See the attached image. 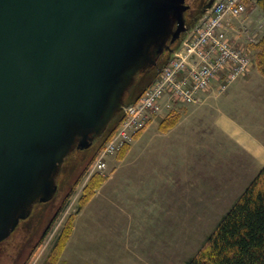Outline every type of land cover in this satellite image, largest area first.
Returning <instances> with one entry per match:
<instances>
[{"label":"water","instance_id":"obj_1","mask_svg":"<svg viewBox=\"0 0 264 264\" xmlns=\"http://www.w3.org/2000/svg\"><path fill=\"white\" fill-rule=\"evenodd\" d=\"M186 0H0V242L53 199L136 76L186 30Z\"/></svg>","mask_w":264,"mask_h":264},{"label":"rangeland","instance_id":"obj_2","mask_svg":"<svg viewBox=\"0 0 264 264\" xmlns=\"http://www.w3.org/2000/svg\"><path fill=\"white\" fill-rule=\"evenodd\" d=\"M242 1L245 4V10L242 14L235 16L230 13L228 8H225L218 17L219 23L211 22L202 34L205 35L206 32L211 31L214 25L221 30L225 27L226 36L231 44L236 48H241L250 56L251 64L247 73L236 78L222 92L217 91L220 76L216 75L212 79V87L200 92V99L197 102L177 99L172 96L171 89L167 93L163 92L159 96L160 107L142 118L144 127L133 132L129 139L124 138L126 141L120 142L119 145L114 144L112 140L116 138L122 140L121 131L123 132L124 129H121L120 132L116 130L113 133L114 136H111L112 143L107 145L106 153L100 154L99 159H96L97 162H94L96 160L92 159L105 135L111 131L112 127L115 128L119 116L123 115L121 110L90 148L82 151L76 149L65 159L57 176L58 190L53 199L36 203L31 215L21 220L8 239L0 242V264H22L23 262V264L73 263H68V260H75L76 262L77 259L74 257L79 248L71 242V235L76 220L86 219L88 211L94 217L99 215L96 212H101L100 214H103L104 219L109 212V215L116 214L122 219L128 218L129 222H133V224L129 227L131 229L127 231L132 230L133 232L138 228L141 234V242L137 247L139 253L137 259L135 256L131 257L132 260L128 262L129 264H186L198 252L225 212L233 205L238 195L242 193L256 174L248 181L244 179L247 177L246 175L237 176L238 171L234 173V176L227 179H223L226 173H223L222 177L219 178L221 176L219 173L222 171L217 162H220V158L216 153L212 154L213 156L202 155L205 150L195 148L196 139L193 134V125L185 128L186 135L183 137L171 135L168 138V134L182 115L176 114L177 111H193L195 104L202 103L204 95L213 93L215 96L223 98L229 87L241 79L250 78L253 73H256V77H264L258 64L264 37V10L258 0ZM188 3L197 8L196 11H193L194 13L191 11L185 14L186 23L192 25L197 21L208 1L188 0ZM204 40L200 37L199 46H202L201 42ZM208 47L201 51L196 46L191 52L183 55L182 63L178 65L176 72L166 76V82L176 84L178 75L183 72L187 73L191 68L199 66L203 62L201 52L210 53L211 45L210 48ZM178 48L179 43L173 44L170 51H166L160 58L157 68H153L148 74L140 75L137 78L125 96L124 103H132L133 100L141 96L142 92L151 85L152 80L157 75L158 68L170 60V54ZM255 80L257 83L259 82L257 79ZM257 83H255L256 86ZM260 90L263 97L258 94L260 101L257 105L260 108V114L257 116L252 115L254 101L250 100V96L255 97L256 95L253 93L251 95L249 93L244 94L240 100L223 101L226 98L224 97L222 100L219 99L217 103L219 102L220 105L231 111L233 117L245 123L250 129L256 127L264 135V82H261L253 92L259 93ZM151 125L155 126L158 131L151 132L150 138L146 136L149 139L142 138L139 141L142 144L137 149L131 150L136 139L141 137L144 132L152 130L149 129ZM165 133H167V138H163ZM215 149L216 152L219 150L218 148ZM229 152L231 150L224 147L221 159H225ZM147 156L163 158L165 163L171 162L174 164L170 165L171 168L174 166L177 172L170 170V178L164 176L162 177L165 178L163 181L155 180L156 182L154 181L152 184L133 181L132 179H139L136 177L129 180L125 179L126 175L129 178L132 177L130 173L135 171L136 164L145 162L142 158H147ZM123 157L128 160L124 164L121 163ZM135 157L137 158L132 161V158ZM139 158L141 160L136 161ZM101 159L102 162L99 164ZM104 162L106 165L102 166ZM132 162L135 165H131ZM248 166L245 165L246 171ZM253 171L252 168L250 175L254 174ZM122 172H126L124 179H122L123 176H120ZM99 173L104 178L102 184L105 185L101 184L102 186L100 185L89 197L88 194L86 195L88 189H86V185L92 175H99ZM175 176L178 178L174 179ZM147 184L152 191L148 192L145 187ZM125 205L136 207L137 211H122V207ZM87 207L88 209H86ZM112 207H118V209L112 210ZM107 209L110 211L107 212ZM93 238L87 242L89 247L86 257L90 256V264H105L104 261H98L94 257L101 256L99 245H106L107 254L118 252L119 246L115 240H120L116 237H108L112 240L97 236H93ZM79 263L82 264V261Z\"/></svg>","mask_w":264,"mask_h":264},{"label":"crops","instance_id":"obj_3","mask_svg":"<svg viewBox=\"0 0 264 264\" xmlns=\"http://www.w3.org/2000/svg\"><path fill=\"white\" fill-rule=\"evenodd\" d=\"M253 75L250 78L241 79L234 83L231 87H229L228 92L225 94V96H223V98L226 97L223 101L240 100L242 96L247 93H249L250 95L251 93L256 94L255 97L250 96V100L254 101L252 105L254 110L252 112V115L257 116L260 114V108L257 105L258 101H260L258 94L263 97V93L261 92V90L259 91V93H254L253 91L256 90L261 82H264V77H256V73H253ZM255 79H257L259 82L257 83ZM255 83H257V86ZM223 98H221V96H215V94L213 93L210 95H204L202 103L197 105L195 104L193 111H177L176 114L182 115H180L179 120L174 128L169 131L170 133L168 134V138L171 135H176V137L179 135L182 137L185 136V128H189V126L193 125V134L194 138L196 139L195 148L197 150L199 148L205 150L202 155L211 156L212 154L216 153V155H218L220 158V162H217L219 164V169L222 171L219 173L221 175L219 176V178L222 177L223 173H226V176L223 179H227L231 176H234V173L238 171L239 173L237 174V176L246 175L247 177H244V179L248 181L254 177L253 175L256 174L257 176L261 169L264 167V135L260 133L262 131H260V129L256 127H252V129H250L245 123L233 117L231 115V111H228V109H226L223 105H220L219 102L217 103L219 99L222 100ZM149 129L152 130H149L146 133L144 132L141 137L134 141L131 150L137 149L138 146L142 144V142H139L142 138H146V136H149L150 138V135H152L151 132L155 133V130H157L155 126L152 125L149 127ZM165 134L163 135V138H167V133ZM149 138L147 137L146 139ZM233 145H235L236 147ZM222 146L231 150V152L228 153V156L225 157V159H221V155L223 156L224 153V147ZM215 148H218L219 150L216 152ZM196 154H199V152H196ZM125 158L126 157H123L121 159L122 164L128 161ZM136 158L137 157L132 158V161H134ZM140 160L141 158L137 159L136 161ZM142 160H145V162L137 163L139 164V166H137L136 164L135 171L130 173L132 177L129 178L126 175L125 179L129 180L136 177L139 179L132 180L140 181L143 183L149 182L148 184H152L155 180L163 181L165 178L162 177L164 176H166V178H170V170L177 172L174 166L173 168H171L170 166L174 164H172L171 162L165 163L163 158L147 156V158H142ZM209 163L214 164L212 162ZM131 165H135V163L133 164L132 162ZM245 165H249L247 171L245 170ZM252 168L254 169V174L250 175L252 173ZM122 173H120V176H123L122 179H124V175L126 174V172ZM177 178L178 177L175 176L174 179ZM148 184L145 187L148 192H150L152 191V189L150 186H148ZM102 185L104 186L105 184ZM244 190L242 191V193L244 192ZM242 193L238 195L236 200ZM86 209H88V207ZM115 209H118V207H112V210ZM106 211L108 212L110 210L107 209ZM122 211L135 212L137 211V209L136 207L125 205L124 207H122ZM94 212H96V210H94ZM96 213L99 215H96V217H94V215H91L88 211V217H86V219L84 218L82 220H76L74 224V230L71 235V242H73L74 245H77L76 247H78L81 251L78 250L76 256L74 257L77 259L76 262L75 260H68V263L73 262L72 264H80L79 262L82 261V264H90V256L86 257L88 255L87 249L89 247L87 242L94 239L93 236H97L106 240H112L108 239V237H116L120 240H115V242L119 246L118 252L115 253L111 252L107 254L106 245H99V254H101V256H94L98 261H104L105 264H107V262H109V264H129L128 262L132 260L131 257L135 256L136 258L139 253L137 251L139 248L137 247L141 242V234L138 231V228L133 232L132 230L127 231L128 229H131L129 227L131 226V224H133V222H129L128 218L122 219L119 215L116 214L109 215V212V214H106L104 219L103 214H100L101 212ZM111 220L115 222H112ZM110 254L113 256L111 257Z\"/></svg>","mask_w":264,"mask_h":264},{"label":"built area","instance_id":"obj_4","mask_svg":"<svg viewBox=\"0 0 264 264\" xmlns=\"http://www.w3.org/2000/svg\"><path fill=\"white\" fill-rule=\"evenodd\" d=\"M225 8H228L231 14L238 16L245 10V4L242 0H216L206 7L196 23L184 33L179 48L174 51L170 61L164 66L158 77L135 102L124 107L123 118L116 129L119 132L121 129H124V133L121 131L123 138L122 140L113 139L114 144L119 145L120 142L123 143L126 141L124 138L129 139L133 132L144 127V120L142 118L160 107L158 101L159 96L163 92L167 93L171 89L172 96L175 98L186 102H197L200 99V92L212 87V79L216 75L220 76L217 91L222 92L236 78L247 73L251 64L250 56L241 48H236L231 44L229 38L226 36L225 27L221 30L214 25L211 31L206 32L205 35L202 34L211 22L219 23L218 17ZM200 37L205 39L201 42L202 46H199ZM210 45V53L204 54L201 52L203 62L199 66L191 68L187 73L183 72L181 75H178L176 77V84L166 82V76L176 72V68L182 63L184 59L183 55L191 52L196 46L203 51L208 46L210 48ZM111 139L105 142L95 160H98L99 155L103 152L104 154L106 153L108 143H112ZM97 160L94 162H97ZM101 162L102 159L99 161V164ZM105 165V162L102 163V166Z\"/></svg>","mask_w":264,"mask_h":264},{"label":"trees","instance_id":"obj_5","mask_svg":"<svg viewBox=\"0 0 264 264\" xmlns=\"http://www.w3.org/2000/svg\"><path fill=\"white\" fill-rule=\"evenodd\" d=\"M258 1L264 10V0ZM176 43H179V41L172 43L169 40L167 42L170 48ZM170 48L165 49L162 53L157 55L156 61L140 72L136 76L134 83L140 75L148 74L153 68H157L160 58L166 51H170ZM170 56H172V53ZM168 61L158 68L156 76L159 75ZM258 64L260 71L264 74V37ZM128 92L129 90L126 92L125 96ZM119 117L117 125L115 128L112 127L111 131L105 135L103 142L95 152L92 160H95L104 143L110 139L116 131L123 115L121 114ZM103 182L104 178L100 173L99 175H92L90 181L86 185V189L88 188L86 195L88 194L89 197H91ZM186 264H264V167L250 182L230 209L223 215L214 231L209 235L206 243Z\"/></svg>","mask_w":264,"mask_h":264},{"label":"flooded vegetation","instance_id":"obj_6","mask_svg":"<svg viewBox=\"0 0 264 264\" xmlns=\"http://www.w3.org/2000/svg\"><path fill=\"white\" fill-rule=\"evenodd\" d=\"M203 1H204V0H203ZM207 1H208L207 6H208L209 4L215 2L216 0H207ZM186 4H187L189 7H188V9L186 10L185 14L188 13V12L190 13L191 11L193 12L194 10L196 11L197 8L192 7V5L188 3V0H186ZM204 9H205V8H204ZM193 13H194V12H193ZM190 15H191V14H190ZM96 139H97V138H96ZM96 139H95V140H96ZM95 140H94V141H95ZM94 141H93V142H94ZM89 148H90V147H89ZM34 205H35V204H34ZM32 209H33V208H32ZM31 213H32V211H31ZM31 213H30V215H31ZM30 215H29V216H30ZM29 216H28V217H29ZM28 217H27V218H28ZM20 222H21V221H20ZM19 224H20V223H19ZM19 224H18V225H19ZM17 227H18V226H17ZM17 227H16V228H17ZM16 228H15V230H16ZM15 230H14V231H15ZM14 231H13V232H14ZM13 232H12V233H13ZM12 233H11V234H12ZM10 236H11V235H10ZM10 236H9V237H10ZM9 237H8V238H9ZM8 238H7V239H8ZM1 242H2V241H1ZM23 263H24V262H23ZM23 263H22V264H23ZM19 264H21V263H19Z\"/></svg>","mask_w":264,"mask_h":264},{"label":"bare ground","instance_id":"obj_7","mask_svg":"<svg viewBox=\"0 0 264 264\" xmlns=\"http://www.w3.org/2000/svg\"><path fill=\"white\" fill-rule=\"evenodd\" d=\"M165 243V242H164Z\"/></svg>","mask_w":264,"mask_h":264}]
</instances>
